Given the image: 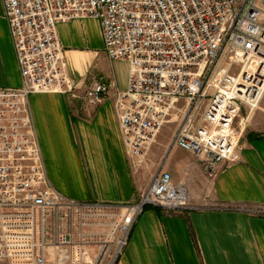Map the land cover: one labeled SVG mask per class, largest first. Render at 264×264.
Masks as SVG:
<instances>
[{
  "label": "built area",
  "instance_id": "2783aa9c",
  "mask_svg": "<svg viewBox=\"0 0 264 264\" xmlns=\"http://www.w3.org/2000/svg\"><path fill=\"white\" fill-rule=\"evenodd\" d=\"M2 3L22 85L0 87V264H118L148 205L201 209L163 168L136 202L65 195L49 177L30 96L76 93L80 85L68 73L58 25L98 19L108 58L130 65L115 108L134 167L176 117L171 147L200 158L215 179L223 162L241 159L242 113L264 97V0ZM113 88V82H93L84 104H101ZM240 209L264 216L259 204Z\"/></svg>",
  "mask_w": 264,
  "mask_h": 264
},
{
  "label": "crops",
  "instance_id": "0c3cea01",
  "mask_svg": "<svg viewBox=\"0 0 264 264\" xmlns=\"http://www.w3.org/2000/svg\"><path fill=\"white\" fill-rule=\"evenodd\" d=\"M58 32L68 73L80 88L74 95L42 92L30 96L45 165L54 185L80 201L136 202L163 168L171 173L174 183L184 185L195 205L213 206L175 212L148 205L118 264H264V216L239 208L264 205L262 123L248 125L241 138V159L223 162L215 180L207 177L190 152L171 147L166 128L149 149L148 162L135 168L115 108L116 91L128 86L129 63L108 58L98 19L64 21ZM117 64L125 66L120 69ZM97 80L113 82L116 88L101 104L86 106L84 92ZM20 85L19 63L0 0V87ZM258 114L263 120L264 107Z\"/></svg>",
  "mask_w": 264,
  "mask_h": 264
},
{
  "label": "rangeland",
  "instance_id": "374dc122",
  "mask_svg": "<svg viewBox=\"0 0 264 264\" xmlns=\"http://www.w3.org/2000/svg\"><path fill=\"white\" fill-rule=\"evenodd\" d=\"M121 60V59H120ZM123 63V62H122ZM116 66H118V68H120V69H122L123 68V66H125L124 64H117ZM262 107H264V97H263V99L261 100V102L259 103V105L251 112L250 111V109L249 108H246L247 109V111L245 110L242 114V116H244L243 117V121H242V126H241V133L243 134V132L245 131V129L248 127V125L249 126H251V127H253V125L257 122H261L262 123V126L264 127V119L263 120H261L260 121V117H259V114H258V111H261L262 110ZM246 112H248L249 113V118L248 119H245V118H247V114L248 113H246ZM251 112V113H250ZM179 121H180V119H176V117L175 118H173V120H171L170 122H167V123H165V125H164V127H163V129L164 128H166V131H167V137H169L171 140H172V137H173V134H174V132H175V130H176V128H177V126H178V124H179ZM239 121H240V119H238L237 120V123H239ZM249 121V122H248ZM256 121V122H255ZM245 127V128H244ZM245 133V132H244ZM241 138H242V136H241ZM241 138H240V143H241ZM148 156V155H147ZM195 157V156H194ZM167 158V157H166ZM196 158V157H195ZM165 159V158H164ZM197 160H199L200 161V158H197ZM148 162V159L146 158L145 159V161L144 162H142V164H140V167L138 166V169L139 168H141L142 166H144L146 163ZM200 163H201V161H200ZM201 165H202V163H201ZM221 167V166H220ZM204 170V169H203ZM147 172L149 173V168H147ZM152 172H154V171H152ZM220 172V171H219ZM147 173V174H148ZM148 177H149V174H148ZM209 178V177H208ZM210 179V178H209ZM216 179V178H215ZM215 179H211V180H215ZM197 206H200V207H202L201 209H199V210H206L207 208H212L213 206L212 205H197ZM244 206V205H243ZM253 206H255V205H253ZM262 206H264V205H262ZM240 208V207H239Z\"/></svg>",
  "mask_w": 264,
  "mask_h": 264
}]
</instances>
